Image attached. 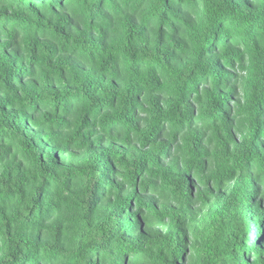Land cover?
<instances>
[{
  "label": "trees",
  "instance_id": "1",
  "mask_svg": "<svg viewBox=\"0 0 264 264\" xmlns=\"http://www.w3.org/2000/svg\"><path fill=\"white\" fill-rule=\"evenodd\" d=\"M0 264H264V0H0Z\"/></svg>",
  "mask_w": 264,
  "mask_h": 264
}]
</instances>
